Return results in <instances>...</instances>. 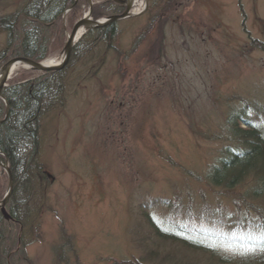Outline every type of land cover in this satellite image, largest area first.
Masks as SVG:
<instances>
[{"label":"rangeland","instance_id":"374dc122","mask_svg":"<svg viewBox=\"0 0 264 264\" xmlns=\"http://www.w3.org/2000/svg\"><path fill=\"white\" fill-rule=\"evenodd\" d=\"M76 2L77 13L66 11V27L57 21L38 29L47 32L48 59L60 60L68 33L90 9L88 0ZM29 3L0 0V21ZM145 9L118 20L114 49L89 36L67 64L61 94L43 109L38 179L15 196L14 212L27 226L21 231V224L6 221L16 241L12 252L25 258L13 264L144 260L139 238L151 233L146 211L165 228L238 220L229 217L236 209L232 195L207 184L205 175L233 144L229 119L264 107V0H149ZM7 30L0 27V68L25 57L9 54ZM41 76L18 67L7 82ZM8 182L7 174L0 177V199Z\"/></svg>","mask_w":264,"mask_h":264},{"label":"trees","instance_id":"16d2710c","mask_svg":"<svg viewBox=\"0 0 264 264\" xmlns=\"http://www.w3.org/2000/svg\"><path fill=\"white\" fill-rule=\"evenodd\" d=\"M74 1L31 0L20 15L13 16L12 19H2L0 27L8 29L7 48L11 51L9 54L13 57L25 56L35 61L47 58V32L40 33L38 29L45 28L42 23L62 22L63 12L70 8ZM77 9L78 4L70 13L74 15L77 12L73 11ZM92 11L94 19H99L121 13L123 9L111 0H104L94 5ZM23 16L24 20L20 22L18 17ZM17 23L20 24L16 26ZM118 30V24L113 23L87 32L73 49L72 59L85 49L84 42L93 34L96 37L95 42H105L106 48L114 49ZM16 35L21 39L17 40V36L15 41ZM14 43H17V46ZM253 45L263 46L256 39L253 40ZM87 50L90 51L88 48ZM67 69L68 67L62 71L47 72L38 79L17 81L3 88L9 111L7 118L1 122L6 108L5 101L1 99L0 151L9 162L15 186L8 209L11 215L21 222L23 230L27 222L22 221L14 212L15 205L18 206L17 210L20 207V202L19 205L16 204L15 196L18 191L21 195L25 194L29 181L38 179L37 173L40 171L37 172L35 159L39 150V118L45 106L53 104L56 96L61 94L64 85L62 78ZM255 108L257 115H247L244 112L229 119L226 131L228 141L233 144H228L222 149L218 160L205 175L207 184L214 188L222 187L226 193L232 195L236 209L229 213V217L233 219L239 216L238 220L228 222L227 217L218 220L212 218L201 220V224L194 228H165L146 211L144 224L151 233L139 238L145 249V258L122 264H264V107L257 105ZM241 122L245 123V127ZM248 178L251 180L250 186L238 190ZM31 192L28 191L26 199L31 198ZM165 203L169 201L166 200ZM252 212L256 215H252ZM10 231L12 227L9 230L8 223L0 213V264H13L21 258L25 259L21 257V252H12L16 248V241L9 236ZM164 246L169 248L161 254Z\"/></svg>","mask_w":264,"mask_h":264},{"label":"water","instance_id":"95a60500","mask_svg":"<svg viewBox=\"0 0 264 264\" xmlns=\"http://www.w3.org/2000/svg\"><path fill=\"white\" fill-rule=\"evenodd\" d=\"M115 3H118L122 5L125 9L122 14L118 15H113L108 18V20H92V18L89 16L92 11V5L93 1L88 0V3L90 4V9L87 11L88 13L83 16L80 20L75 22L76 24L72 28V31L68 33L67 36V41L63 48V52L61 53V60L58 63H51V64H46L43 61L38 62L35 60H32L27 57H16L8 62H6L1 68H0V98L3 99V88L7 86V81L10 79L11 74L13 70L15 69L16 66L21 65L22 67H27L29 69L35 70V71H42V72H49V71H59L64 69L67 64H69L71 56H72V51L74 46L76 45L75 43L78 42L80 37L87 31L97 28V27H104L107 26L113 22H116L117 20H121L124 18H129L133 17L136 14L132 12L134 7L137 4V0H112ZM146 4L148 5L149 0H144ZM73 7V6H72ZM71 7V8H72ZM70 8V9H71ZM65 12H64V18H65ZM83 32L79 34L80 32ZM8 109V105H7ZM6 109V110H7ZM8 114V110L6 112V116ZM0 167L8 173V178H9V185L7 188V192L5 193L3 199L0 201V210L1 213L3 214L4 218L7 221L12 220V216L9 215L8 210L6 209V204L8 203L9 199L12 196L13 193V186H14V181H13V176L8 164L7 163H2V160L0 159Z\"/></svg>","mask_w":264,"mask_h":264},{"label":"bare ground","instance_id":"6f19581e","mask_svg":"<svg viewBox=\"0 0 264 264\" xmlns=\"http://www.w3.org/2000/svg\"><path fill=\"white\" fill-rule=\"evenodd\" d=\"M137 2H138V5L139 6H140V4H141V6H144L145 5V2L143 0L142 1L137 0ZM81 33H83V32L81 31L79 34H81ZM45 62H46V64H51V63L53 64V63L57 62V60L56 59H47ZM17 67H19V66H16L15 67L16 70L18 69Z\"/></svg>","mask_w":264,"mask_h":264}]
</instances>
